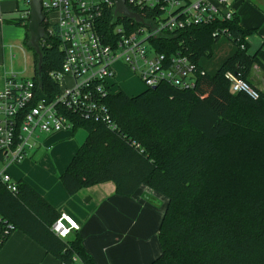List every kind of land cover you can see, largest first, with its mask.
Segmentation results:
<instances>
[{
	"label": "trees",
	"instance_id": "trees-1",
	"mask_svg": "<svg viewBox=\"0 0 264 264\" xmlns=\"http://www.w3.org/2000/svg\"><path fill=\"white\" fill-rule=\"evenodd\" d=\"M15 24L25 30L22 45L32 54L38 96L50 98L57 84L49 74L63 61L59 44L39 41V73L27 25ZM216 27L229 35L213 37ZM254 31L240 27L236 16L153 40L157 52H181L205 71L194 88L160 84L136 96L111 94L106 103L117 124L113 132L75 120L71 132L84 129L87 136L58 177L67 195L112 182L121 197L146 186L166 198L158 230L161 254L150 264H264V92L249 81L254 66L264 71V49L250 54L245 40ZM222 40L229 52L211 64ZM228 71L256 88L258 98L233 94L224 78ZM16 187L13 194L0 184V216L13 227L2 228L0 249L19 230L59 263L74 264L76 256L93 264L78 230L65 239L56 236L50 227L60 217L57 210L26 181Z\"/></svg>",
	"mask_w": 264,
	"mask_h": 264
},
{
	"label": "built area",
	"instance_id": "built-area-1",
	"mask_svg": "<svg viewBox=\"0 0 264 264\" xmlns=\"http://www.w3.org/2000/svg\"><path fill=\"white\" fill-rule=\"evenodd\" d=\"M12 1L17 4L18 22L27 25L30 0ZM124 1L142 22L129 19L132 22L124 23L114 11L113 0H41L45 28L40 41H57L63 61L59 71L49 74L57 84V91L50 98L38 96L33 75L21 77L12 70L5 74L0 90V184L11 193H17V187L8 168L20 164L30 150L38 148L40 134L71 131L75 120L98 122L112 132L117 130L106 103L114 94L117 63L136 75L146 89L167 84L178 90H191L205 71L181 52H157L152 41L191 27L231 21L237 16V0ZM51 13L56 14L53 22L49 19ZM225 35H229L228 30L217 27L212 34ZM21 51L26 54L24 49ZM15 57L10 51V59ZM224 78L233 94L258 98L257 89L239 73L228 71ZM5 224L13 228L0 216V232ZM50 230L65 239L78 226L61 215ZM5 231L2 229L0 238ZM72 260L74 264H84L76 256Z\"/></svg>",
	"mask_w": 264,
	"mask_h": 264
},
{
	"label": "crops",
	"instance_id": "crops-1",
	"mask_svg": "<svg viewBox=\"0 0 264 264\" xmlns=\"http://www.w3.org/2000/svg\"><path fill=\"white\" fill-rule=\"evenodd\" d=\"M234 8L240 27L259 31L264 44V0H237ZM15 13H18L16 2L0 0V90L4 86L5 74L13 71V60L16 59H10V51L16 56V26H11L18 22ZM24 33L22 28V40ZM258 68H252L249 78L255 87L261 85L257 78ZM67 160L70 162L71 159ZM33 169H36L34 177L14 181L29 183L60 216L69 217L78 226L84 251L93 264H150L160 256L158 230L167 205L166 198L146 186H140L130 197H121L115 194L112 182L94 185L69 196L53 176L43 173L37 165ZM64 170L60 169V172ZM0 264L59 262L24 233L14 230L0 249Z\"/></svg>",
	"mask_w": 264,
	"mask_h": 264
},
{
	"label": "rangeland",
	"instance_id": "rangeland-1",
	"mask_svg": "<svg viewBox=\"0 0 264 264\" xmlns=\"http://www.w3.org/2000/svg\"><path fill=\"white\" fill-rule=\"evenodd\" d=\"M253 7L254 6H252V8ZM20 9H22L21 5ZM18 15V13H15L16 18H18ZM49 19L52 22L55 21L56 14H49ZM11 26H13V28H15L14 26H16V59L13 60V71L19 73L21 77H31L33 75L32 54L27 51L26 54H23L21 51L23 49L21 37L23 27L14 24H11ZM259 35V31L255 30L250 36H247L245 39L249 45L248 52L250 54H253L263 44V40L259 37ZM219 44L220 46H218L211 64L217 63L218 59L224 57L229 52L228 50L230 44L226 42V40L220 41ZM115 70L116 77L114 79V93L122 91L128 96H136L146 90V87L139 80V78L122 64L117 63L115 65ZM256 72L257 78L261 83V85L259 87L257 86L256 88L259 91L264 92V71L258 68ZM251 74L252 73H250L249 78H251ZM86 136L87 132L84 129H77L74 132V135H72V132L70 131H62V133H58L51 137L46 134H40L38 139L39 148L36 149L35 147L34 149L30 150L25 160L21 162V164L11 165L8 168V173L13 180L21 179L24 177H34L36 169H33V166L37 165V167L43 173L48 176H53L55 182L61 186L58 178L62 173V171L60 172V169H65L66 165L69 162L67 158L71 159V155H73L77 148L84 143ZM60 137L63 138L59 139ZM87 196L88 195H86V197Z\"/></svg>",
	"mask_w": 264,
	"mask_h": 264
},
{
	"label": "water",
	"instance_id": "water-1",
	"mask_svg": "<svg viewBox=\"0 0 264 264\" xmlns=\"http://www.w3.org/2000/svg\"><path fill=\"white\" fill-rule=\"evenodd\" d=\"M113 1L115 4V13H118L124 18L133 19L137 23L142 22V19L138 14L128 9L124 0ZM43 20L44 14L42 12L41 0H30V18L27 24V31L29 33L30 44L35 49V52L38 55L37 70L39 73L41 68V52L39 47V41L42 39L44 34V30L42 27ZM88 199L86 201H88Z\"/></svg>",
	"mask_w": 264,
	"mask_h": 264
}]
</instances>
